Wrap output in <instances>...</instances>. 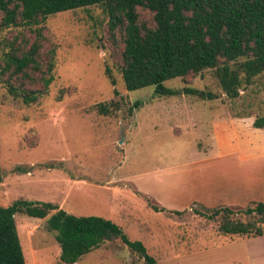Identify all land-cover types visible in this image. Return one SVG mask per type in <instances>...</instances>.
<instances>
[{
  "label": "rangeland",
  "instance_id": "obj_1",
  "mask_svg": "<svg viewBox=\"0 0 264 264\" xmlns=\"http://www.w3.org/2000/svg\"><path fill=\"white\" fill-rule=\"evenodd\" d=\"M140 13L151 21L150 11ZM110 21L103 5L48 16L42 57L55 49V79L38 102L25 104L0 82V205L53 201L75 215L112 219L162 264H264V235L233 239L194 210L229 205L236 218L248 219L245 209L264 201V128L253 125L264 116V72L237 98L214 68L166 81L180 91L175 95H159L155 86L128 90L124 42ZM19 35L18 42L34 37L0 26V58ZM186 87L218 97L202 99ZM112 100L118 109L99 112V103ZM18 165L34 167L15 172ZM16 220L27 264H147L121 241L63 262L48 218Z\"/></svg>",
  "mask_w": 264,
  "mask_h": 264
},
{
  "label": "trees",
  "instance_id": "obj_2",
  "mask_svg": "<svg viewBox=\"0 0 264 264\" xmlns=\"http://www.w3.org/2000/svg\"><path fill=\"white\" fill-rule=\"evenodd\" d=\"M92 5H103L111 17V28L121 33L122 74L128 90L155 86L159 95H175L180 91L166 81L214 68L227 95L237 98L243 84H251L264 72V0H0V26L23 27L34 34L32 41L24 38L18 42L20 35L16 36L0 58V82L10 94L31 104L49 92L55 79V49L42 57L45 21L50 15ZM141 8L152 13L151 21L142 19ZM108 75L116 83L111 70ZM39 82V88L31 87ZM185 91L202 99L218 97L212 91L193 87ZM139 105L137 101L130 111ZM119 107L114 100L97 105L106 115ZM253 125L264 128V116L256 117ZM33 167L18 165L15 172H30ZM3 178L0 167V182ZM148 201L156 210H167L150 198ZM194 210L217 221L218 232L233 239L264 235V201L245 209L248 219L236 218V211L229 205H204ZM171 212L183 215L186 210ZM17 215L48 218V228L55 231L61 245L63 262L75 263L106 242L121 241L147 264H162L142 240L131 239L112 219L75 215L53 201L26 198H18L9 206L0 205V264H27Z\"/></svg>",
  "mask_w": 264,
  "mask_h": 264
}]
</instances>
